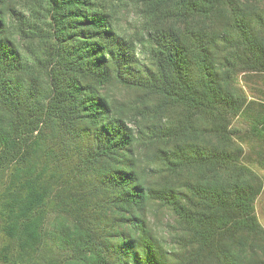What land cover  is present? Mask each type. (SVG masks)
Returning <instances> with one entry per match:
<instances>
[{
	"label": "trees",
	"instance_id": "trees-1",
	"mask_svg": "<svg viewBox=\"0 0 264 264\" xmlns=\"http://www.w3.org/2000/svg\"><path fill=\"white\" fill-rule=\"evenodd\" d=\"M129 1L0 0V264H264V0Z\"/></svg>",
	"mask_w": 264,
	"mask_h": 264
},
{
	"label": "rangeland",
	"instance_id": "rangeland-1",
	"mask_svg": "<svg viewBox=\"0 0 264 264\" xmlns=\"http://www.w3.org/2000/svg\"><path fill=\"white\" fill-rule=\"evenodd\" d=\"M107 4L111 6L115 12L117 26L120 32L132 35L139 30L142 21L129 0H107ZM240 86L248 95L251 102V109L248 115H242L239 119L235 120L234 127L240 129L242 132H246L250 128V120L248 117L255 118L264 113V75H242L240 76ZM251 143L257 150L264 152V145L261 142L258 140H251ZM247 154L249 156L253 155L249 150H247ZM253 157H255V155ZM253 167L261 173V175H264L259 167L256 165H253ZM256 207L260 223L264 226V191L258 199ZM166 223L167 220L164 221V224Z\"/></svg>",
	"mask_w": 264,
	"mask_h": 264
},
{
	"label": "crops",
	"instance_id": "crops-1",
	"mask_svg": "<svg viewBox=\"0 0 264 264\" xmlns=\"http://www.w3.org/2000/svg\"><path fill=\"white\" fill-rule=\"evenodd\" d=\"M260 197H261V195H260ZM260 197H259V198H260ZM259 198H258V199H259ZM257 201H258V200H257ZM256 204H257V203H256ZM256 211H257V207H256Z\"/></svg>",
	"mask_w": 264,
	"mask_h": 264
}]
</instances>
